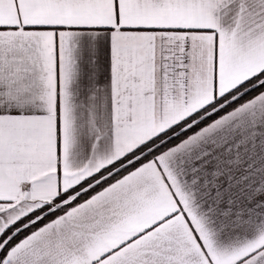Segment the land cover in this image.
<instances>
[{
	"label": "snow or ice",
	"instance_id": "6c2138e0",
	"mask_svg": "<svg viewBox=\"0 0 264 264\" xmlns=\"http://www.w3.org/2000/svg\"><path fill=\"white\" fill-rule=\"evenodd\" d=\"M0 264H264V0H0Z\"/></svg>",
	"mask_w": 264,
	"mask_h": 264
},
{
	"label": "crops",
	"instance_id": "0c3cea01",
	"mask_svg": "<svg viewBox=\"0 0 264 264\" xmlns=\"http://www.w3.org/2000/svg\"><path fill=\"white\" fill-rule=\"evenodd\" d=\"M180 141H181V140H180ZM180 141L177 142V143H175V144L180 143ZM208 146H210V145H208ZM199 151H201V149H200V148H197V149H194V150L190 151L189 153H185V154H182V155L180 156V160L183 161V166H184V168H186V169H187V168H191V167L194 165V162H195V156L197 155V153H198Z\"/></svg>",
	"mask_w": 264,
	"mask_h": 264
},
{
	"label": "trees",
	"instance_id": "16d2710c",
	"mask_svg": "<svg viewBox=\"0 0 264 264\" xmlns=\"http://www.w3.org/2000/svg\"><path fill=\"white\" fill-rule=\"evenodd\" d=\"M183 138H185V137H180V138H177L175 141H174V143H177V142H179L181 139H183Z\"/></svg>",
	"mask_w": 264,
	"mask_h": 264
}]
</instances>
